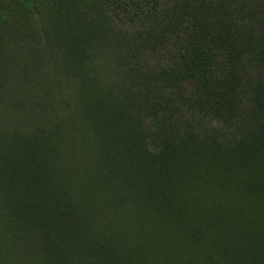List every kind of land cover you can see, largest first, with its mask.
Wrapping results in <instances>:
<instances>
[{
    "label": "trees",
    "instance_id": "obj_1",
    "mask_svg": "<svg viewBox=\"0 0 264 264\" xmlns=\"http://www.w3.org/2000/svg\"><path fill=\"white\" fill-rule=\"evenodd\" d=\"M0 264H264V0H0Z\"/></svg>",
    "mask_w": 264,
    "mask_h": 264
}]
</instances>
